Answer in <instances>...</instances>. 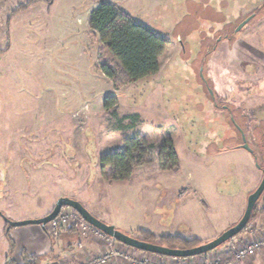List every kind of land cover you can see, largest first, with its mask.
Wrapping results in <instances>:
<instances>
[{"label":"rangeland","instance_id":"obj_1","mask_svg":"<svg viewBox=\"0 0 264 264\" xmlns=\"http://www.w3.org/2000/svg\"><path fill=\"white\" fill-rule=\"evenodd\" d=\"M27 1L0 0V180L12 178L0 190V264L21 261L18 244L34 236L16 230L41 228L6 233L4 220L42 217L61 195L137 237L146 230L204 243L234 225L264 169V0H107L168 41L158 72L116 88L99 67L101 42L88 26L100 0H41L10 15ZM111 95L119 115H138L133 127L115 126L104 108ZM139 125L154 146L171 138L178 168L162 170L145 155L136 165L143 170L109 179L100 155L139 134ZM226 147L235 150L221 152ZM263 208L264 191L247 226L204 256L138 257L221 262V250L235 253L264 234ZM72 225L85 233L74 224L55 233L42 228L53 245L39 253L40 264L59 253L57 233Z\"/></svg>","mask_w":264,"mask_h":264},{"label":"trees","instance_id":"obj_2","mask_svg":"<svg viewBox=\"0 0 264 264\" xmlns=\"http://www.w3.org/2000/svg\"><path fill=\"white\" fill-rule=\"evenodd\" d=\"M38 1L41 0H28L25 3H20L10 15H14ZM88 26L91 32L98 35L101 42L99 67L102 73L112 80L115 88L134 83L158 72L159 59L164 53L168 41L147 25L134 19L115 3L100 0L89 13ZM115 106H117L116 96L111 95L104 100V108L109 110L114 117L115 126L122 129L133 127L135 120L139 118L138 115H119ZM126 119L132 120V123H124ZM145 155L152 157L150 161L162 170L178 168V157L171 138H164L159 146H154L140 134L123 138L109 152L100 155L99 160L104 175L112 180H123L130 176L136 165L144 162ZM106 166L109 167L108 172H106ZM252 213L254 214V212ZM68 228L74 229L75 226H68ZM43 229L47 232L46 226ZM136 232L140 234L138 237L140 239L168 246L182 244L184 247H191L201 243L199 239L186 238L178 234L156 235L146 230H137ZM128 234L135 236L133 233ZM11 247H13L12 243ZM39 263L38 255L29 254L25 250H22L21 261L12 260L10 262V264Z\"/></svg>","mask_w":264,"mask_h":264},{"label":"water","instance_id":"obj_3","mask_svg":"<svg viewBox=\"0 0 264 264\" xmlns=\"http://www.w3.org/2000/svg\"><path fill=\"white\" fill-rule=\"evenodd\" d=\"M248 21L249 19L241 22L236 28V32L239 31ZM241 146L242 148L249 151V147L245 141ZM263 191H264V169H263V175L261 181L259 182L258 186L247 197L245 208L240 219L234 225L225 229L222 233H220L212 240L191 247L179 248L175 246H168L156 242L146 241L138 237L132 236L128 233H125L122 230L117 229L114 225L108 224L100 220L99 218L94 216L84 205H82L81 202L68 196L58 197L55 201L53 209L43 217L28 218L17 221L6 219L8 223L6 230H8L10 227L23 226L27 224H38L41 225V227H45V225L49 221H51L56 217V215L59 213L62 207H70L75 209L83 217V219L87 221L89 224H91L94 228L102 231L106 235L112 237L117 242L125 246L140 251H144L147 253L162 255L165 257L189 258V257L208 253L209 251L214 250L215 248H217L219 245L223 244L227 240L238 235L247 226L251 218L255 203L257 202Z\"/></svg>","mask_w":264,"mask_h":264},{"label":"crops","instance_id":"obj_4","mask_svg":"<svg viewBox=\"0 0 264 264\" xmlns=\"http://www.w3.org/2000/svg\"><path fill=\"white\" fill-rule=\"evenodd\" d=\"M95 6L96 5H93L91 10ZM91 10H89V13ZM257 24H258V22L255 23L254 26H256ZM250 28H252V27H250ZM244 29L246 30V27H244L242 29V31H244ZM240 34H238V35H240ZM161 57H160V59H161ZM160 59H159V62H160ZM136 82H138V81H136ZM139 127H140V125H139ZM139 127L138 126L136 127V131H138L139 134H141L145 138L149 139V137L143 132V128L142 127L139 128ZM137 128H139V129L137 130ZM152 142H154V141L152 140ZM154 143H158V141H156ZM231 150L234 151L235 147H226L225 149H221V152L222 151H231ZM154 165L155 164L153 163L152 169H153ZM230 165H232V163ZM135 169L143 170L144 167L139 165V166H135L134 170ZM97 218H99V217H97ZM29 229L30 230H28V228H22L20 230L15 231V233L17 235H29L30 232L34 233L33 234L34 236L31 239V241H28L27 243L24 242V243L18 244V247H20L19 249L25 250L29 254H36L38 256H39V253L46 252L47 250L52 249L53 243L50 240L52 238H49V236L43 232L42 227L41 228H29ZM74 229L66 228V229H60L58 231L56 239H59L58 241H60V243H57L56 246H61V247H59L61 250L59 251V253L57 255H55L52 252L51 258L49 259V261L46 264H81L86 259V257L93 255V254L102 253L105 250L104 248L106 246L104 245L103 241L101 239L97 238L94 234H92V233L82 234L78 231V229H75V230ZM60 238H62V239H60ZM32 242L38 243L37 245L40 247V249H39V247H36V245L34 243L32 244ZM116 245H119V244L116 243ZM121 246L126 250L128 249L127 246H123L122 244H121ZM223 251H225V252H223ZM221 252L223 254H225L227 258H233V256H234L233 252L226 253L225 249L221 250ZM133 253H134V255H136L135 258H139L138 256L141 255L143 252H139V251L134 250ZM157 257H159V256H157ZM198 258H200V257H197V259ZM160 259H162V261H169V259L175 260L177 258L162 257ZM190 259H191V257H190ZM197 259H193V261H196ZM126 263L130 264L129 262H126ZM162 263H164V262H162ZM41 264H43V263H41ZM239 264H263V257L260 254H257L253 259L240 260Z\"/></svg>","mask_w":264,"mask_h":264},{"label":"built area","instance_id":"obj_5","mask_svg":"<svg viewBox=\"0 0 264 264\" xmlns=\"http://www.w3.org/2000/svg\"><path fill=\"white\" fill-rule=\"evenodd\" d=\"M67 224L77 225L83 232L92 233L106 243V249L102 253L86 257L81 264H126V262H129L130 264H163L161 262L150 261L146 257L135 258L133 255L128 254V252L119 249L118 246H113L114 243L117 242H114L115 239L94 228L72 208H66L61 211L56 218L48 222L46 228L50 232L55 233L60 226H65ZM257 254H260L264 261V234L238 248L234 253L233 258H227L221 262L216 260L207 264H239L240 260L252 258ZM180 264L190 263L183 262Z\"/></svg>","mask_w":264,"mask_h":264},{"label":"flooded vegetation","instance_id":"obj_6","mask_svg":"<svg viewBox=\"0 0 264 264\" xmlns=\"http://www.w3.org/2000/svg\"><path fill=\"white\" fill-rule=\"evenodd\" d=\"M7 181H8V182L6 183V182H4L3 180H0V190H1V191L4 189V187H5L6 185H8L9 183L12 182V178H11L10 180H7ZM1 191H0V192H1ZM61 196H67V195H61ZM59 197H60V196H59ZM68 197H70V196H68ZM71 198H72V197H71ZM76 200H77V199H76ZM55 201H56V200H55ZM79 202H80V201H79ZM54 204H55V203H54ZM82 205H83V204H82ZM53 207H54V206H53ZM53 207H52V209H53ZM66 208H70V207H65V209H66ZM86 208H87V207H86ZM52 209H51V210H52ZM65 209H63V207H62L61 210L59 211V213H60L61 211L65 210ZM72 209H73V208H72ZM87 209H88V208H87ZM51 210H50V211H51ZM74 210H75V209H74ZM50 211H49V212H50ZM75 211H76V210H75ZM49 212H48V213H49ZM48 213H46V214H48ZM59 213L56 215V217L59 215ZM46 214H45V215H46ZM0 215H1L2 217L4 216V214H3L2 212H0ZM45 215H44V216H45ZM42 217H43V216H42ZM56 217H55V218H56ZM4 222H5L4 227H5V229H6V228H7V225H8L6 219L4 220ZM47 224H48V223H47ZM47 224L45 225L46 227H47ZM40 226H41V225H40ZM10 228H11V227H10ZM10 228H9V229H10ZM42 228H44V227H42ZM9 229H8V230H9ZM8 230H6V233H8Z\"/></svg>","mask_w":264,"mask_h":264}]
</instances>
